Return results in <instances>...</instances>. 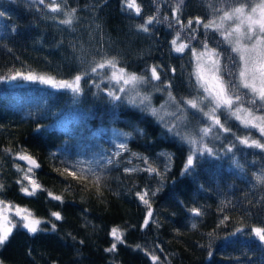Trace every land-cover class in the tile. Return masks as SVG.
Masks as SVG:
<instances>
[{"label": "trees", "instance_id": "1", "mask_svg": "<svg viewBox=\"0 0 264 264\" xmlns=\"http://www.w3.org/2000/svg\"><path fill=\"white\" fill-rule=\"evenodd\" d=\"M232 2L184 0L180 17L185 23L195 17L204 22L216 17L217 22L220 13L215 9H227ZM56 3L64 11L75 9L77 21L103 22L111 29L138 28L148 16L157 15L161 22H154L149 25L150 31L144 32L153 44L149 54L105 56L116 57L121 66L138 75H150V67L159 65L161 80L141 86L140 96H149L150 108L146 107L149 101L139 103V96L135 97L137 103L130 102L134 93H120V101H111L106 93L114 85L106 79L102 82L100 76H85L78 97L38 81L10 84L6 80L16 71L56 77L57 67L63 65L61 55L67 39L20 4H15L18 24L0 17V184L5 186L0 199L30 209L44 229L32 234L17 223L0 247V264H152L146 252L160 258L157 264H264V243L249 233L254 227H264V185H256L251 176L255 170L264 172V151L240 144L237 136L250 135L261 142L264 139L221 110L220 120L231 132L221 131L211 148L215 154L197 153L194 167L185 172L192 149L184 137L198 138L199 129L209 122L192 109L165 116L167 127L160 121L165 111H175V105L166 104L164 84H172L170 90L178 99L194 92L195 81L190 82L194 62L191 56L173 51L170 43L179 30L172 20L177 0H136L140 15L128 9L125 0ZM3 5L4 0H0V11ZM165 16L168 20L163 19ZM194 27V39L189 38V30L181 32V41L190 48L200 50L203 41L213 48L221 40L211 29L206 32L202 26ZM221 47L228 48L226 44ZM227 54L230 50L221 57L225 79L232 67ZM92 58L97 60L96 56ZM153 85H160V90ZM162 105L166 106L164 110ZM151 108L161 110L159 115H152ZM172 124L177 125L174 132L178 135L169 132ZM115 129L131 136L129 148L133 151L154 159L165 152L171 159L170 169L150 201L151 209L155 207L158 212L156 220L151 218L147 226L144 220L148 208L136 195L153 183L146 171L127 173L105 165L99 171L104 177L99 192L91 182L73 180L58 171L66 163L103 154ZM230 146L232 151L228 152ZM6 148L24 150L37 160L40 167L35 169V178L45 191L31 197L20 191L16 181L21 173L14 165H26L5 154ZM237 163L244 167L245 174L240 175ZM48 192L62 196L63 202L52 200ZM192 208L200 209L202 215L194 216ZM53 211L60 212L62 219L55 220ZM113 227L123 231L125 242L108 252L105 249L113 243Z\"/></svg>", "mask_w": 264, "mask_h": 264}, {"label": "snow or ice", "instance_id": "2", "mask_svg": "<svg viewBox=\"0 0 264 264\" xmlns=\"http://www.w3.org/2000/svg\"><path fill=\"white\" fill-rule=\"evenodd\" d=\"M221 2L225 3L226 0H221ZM39 3L50 7V10L54 13L61 11L60 5L56 3V0H49V3H46V0H39ZM125 4L128 9H134L136 14L140 15L141 9L137 5L136 0H125ZM183 4L184 0H177L173 9L172 20L179 25V30L170 43L172 50L177 53L183 54L186 49H190L191 58L194 61L193 71L190 73V82L191 79L195 81L192 84L194 92L187 97L178 99L170 90L172 84H164L163 89L167 90L168 96L166 104L168 106L175 105V111L170 113L165 111L164 115H160V121L167 127L168 121L165 120V116H175L176 112L185 114L188 109L201 113L209 121L205 127L199 129L200 140L193 137H184L192 149L184 169L185 172H188L194 167L193 153L199 152L200 155L207 154L209 156L215 154L213 149L203 143V137L208 136L214 128L225 133L231 132V128L226 127L225 123H222L219 115H217L221 110L226 112L231 118L239 121L243 128L255 129L261 137H264V0H233L227 9H215L216 12L220 13L218 16L219 23L216 22V17L208 22H204L200 17H195L188 19L185 23L180 17ZM75 11V9L64 11V18L59 22L63 25L71 26L75 18ZM4 15L5 13L0 11V17ZM163 19L168 20V17L165 16ZM154 22L160 23L161 20L157 15L148 16L144 23L138 25V31L148 33L150 31L149 25ZM194 25L202 26L206 32L209 29L217 32L221 40L216 42V47L210 48L208 43L203 41L202 48L197 50V48H190L188 43L182 42L181 32L184 30L190 31V39L195 38L197 28ZM170 26H172L171 21ZM178 41L181 42L178 43ZM225 44L228 46L227 49L221 47ZM229 50L230 54H227L226 58L232 67L228 68V79H225L220 75L221 57L228 53ZM159 67V65L151 66L149 69L150 75H138L134 72H129L125 67L121 66L120 61L116 57L101 56L99 60L93 61L90 68H85L82 73L76 74L71 80H57L55 77L21 71L14 72L8 79L13 81L18 79L32 82L38 81L57 90L70 91L73 97H78L82 93L81 81L84 80L85 76H100L102 82L106 79L110 85H114V87H109L106 93L111 101H120L122 99L120 93L125 94V96L128 93H134L130 102L137 103L135 97L139 96V103L144 104L145 101H149L146 107L150 108L149 96H140L141 86L151 84L152 81L161 80V74L158 71ZM171 71L175 72V69H171ZM85 82L87 83L88 81ZM92 83L99 88V84L96 81L93 80ZM153 87L157 88V90L161 88L160 85H153ZM165 107V105H162L161 110H164ZM161 110L151 108V113L152 115H159ZM176 127V124H172L171 127H168L169 132H174ZM174 134L178 135L179 133L174 132ZM233 135L235 134L233 133ZM237 140L246 147L264 151V142L254 139L250 135L237 136ZM116 147L120 151L114 153L113 156H119L120 152L126 151L127 143L121 140L116 144ZM227 151L231 152L232 147L230 146ZM3 152L10 155L14 160L23 161L26 165V167H22L19 164L14 165L17 172L21 173L16 183L20 185V191L25 196L31 197L35 196L38 191H45L35 178V169L39 168L40 165L31 154L24 150L14 152L10 148L4 149ZM112 160L113 157H107L106 163L111 164ZM143 162L148 165L144 169L145 171L150 174L157 171L151 167L147 158H144ZM83 164V161H78L75 164L66 163L63 169H58V171H60L61 175L66 173L73 180L91 182L99 192L104 180L102 173L98 172L91 164L87 167L83 166ZM237 167H240L238 163ZM125 171L132 172L134 169H126ZM255 180L258 184L264 185V174L255 176ZM4 187L3 184H0V192L4 190ZM136 195L148 208L144 220V226H147L153 216L150 199L148 198L149 191L137 192ZM151 195L154 196L155 192H152ZM48 196L52 200L63 202L60 195L48 192ZM190 211L194 216L202 215L201 210L198 208H192ZM51 216L57 221L62 219L58 211H53ZM16 217L19 218L18 221L15 220ZM227 219L228 217L225 216L224 220ZM17 223L32 234L44 230L39 227L42 221L35 218L30 209L22 208L19 205L12 204L10 201L0 199V247L8 241ZM221 223H223V220ZM55 227V223L52 222V230H55ZM192 227L195 228L196 223H193ZM237 231H242V229H237ZM252 233L261 243H264V227H254L252 228ZM110 235L113 243L105 251L114 252L118 244L125 242L124 233L121 229L113 227ZM146 255H149L152 264H157L160 259L153 253L146 252ZM209 255H211V252Z\"/></svg>", "mask_w": 264, "mask_h": 264}, {"label": "rangeland", "instance_id": "3", "mask_svg": "<svg viewBox=\"0 0 264 264\" xmlns=\"http://www.w3.org/2000/svg\"><path fill=\"white\" fill-rule=\"evenodd\" d=\"M46 3H49V0H46ZM15 4H20L27 11L38 15L42 20L49 23L57 33L64 35L67 39V47L61 55L63 65L61 67H57L58 72L57 76L55 77L57 80H71L76 74L80 73L86 64L93 61V56H96L97 60H99L101 56H105L106 53H112L115 56H123L127 54L143 56L149 54L153 48V44L149 39V36L142 31H138V28L133 26H127V28L116 27L111 29L103 22L77 21L75 18L71 26L63 25L59 21L64 18V10L60 7L61 11L54 13L50 10V7L40 4L39 0H4L2 11L5 13V15L3 17L5 21L10 24L16 25L20 22V17L15 9ZM219 22L220 21L218 19L217 23ZM140 41L142 43H140ZM183 54L186 56H191L190 49H186ZM220 75L223 76L222 72ZM6 81L10 84H22L30 82L22 79L14 81L7 79ZM217 115H219V112ZM250 130L253 133H256V135L260 136L257 130ZM220 132L221 130L214 128L208 136L203 137V143L207 147L212 148V145L215 143ZM262 138L264 139V137ZM196 139L200 140V135ZM121 140L126 141L127 150L120 152L119 156H113L114 153L120 151L116 147V144ZM130 140L131 136L127 132L115 129L111 134V144L106 147L103 154L89 159H78L73 164L77 163L78 161H83V166L87 167L89 164H91V166L94 167L98 172L105 165H112L124 171L126 169H134L132 172L125 171L127 173H141L145 171V168L148 167V165L143 162V159L147 158L151 164V167L157 170L151 174L146 171L148 173L147 177L153 181V183L148 184V188L146 189L149 191L148 198L151 201V198L155 197L157 194V189H159L162 185V179L170 169L171 159L165 152H161L157 159L145 157L142 153L133 151L129 148ZM197 153L199 152H195L193 155L195 156ZM107 157H113L111 164L106 163ZM233 160L231 163H233ZM238 170H240V175L242 173L245 174V169L241 165L238 167ZM261 174H264V172L261 170L253 171L251 175L253 181H251L256 185H261L255 180V176ZM152 192H155L154 196L151 195ZM154 208L155 207L151 209L153 213L152 218L156 220V215L158 212ZM249 233L254 235L252 230Z\"/></svg>", "mask_w": 264, "mask_h": 264}, {"label": "water", "instance_id": "4", "mask_svg": "<svg viewBox=\"0 0 264 264\" xmlns=\"http://www.w3.org/2000/svg\"><path fill=\"white\" fill-rule=\"evenodd\" d=\"M23 162V161H22ZM24 163V162H23Z\"/></svg>", "mask_w": 264, "mask_h": 264}]
</instances>
